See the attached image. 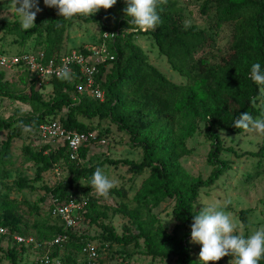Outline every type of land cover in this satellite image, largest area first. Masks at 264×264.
Masks as SVG:
<instances>
[{"label":"trees","instance_id":"1","mask_svg":"<svg viewBox=\"0 0 264 264\" xmlns=\"http://www.w3.org/2000/svg\"><path fill=\"white\" fill-rule=\"evenodd\" d=\"M126 6V0H117L105 12L99 11L90 17L74 16L71 19L59 16L56 8L48 7V12L36 17L35 25L28 30L21 28L18 22L0 21L1 30L16 31L19 34L20 44L33 36L41 38L42 48L30 51L44 52L48 59H58L66 53L61 54V48L72 22L80 20L96 23L101 30L96 44L103 42V34L113 33L114 38H108L105 43L115 56L113 62L99 66L96 79L103 91L102 100L78 95L76 86L80 79L77 73H73L70 80L51 79L49 85L52 94L45 100L42 89L36 87L34 77L26 69V95L20 94L0 71V97L33 110V115L0 120V131H7L0 145V160L4 163L11 159L12 143L21 137L24 126L38 134L40 124L48 120H59L69 130L95 132L85 126L78 116L110 122L119 132L128 136L132 148L142 150L140 162L106 158L96 165L84 167L81 160L85 159L89 147L80 150V163H77L69 160L65 146L52 148L43 144L35 151L25 146L22 148L23 156L36 166L32 182L41 181L42 175L55 167L65 166L69 176L66 181H61L51 189L43 187L51 197L62 202L69 194L77 197L75 190L79 183L83 180L90 184L97 167L122 166L133 175L146 173L132 198L128 199L120 191L112 190L120 198L117 212L130 222V227L124 228L123 236H117L112 227L97 224L96 218L92 216L96 201L87 192L84 193L86 205L83 215L90 219L91 224L98 225L101 230L100 239L105 243L131 246L143 241L145 254L152 259L164 260L172 256L176 258L177 264H193L189 249L191 235L177 237L178 228L168 233L153 211L161 204L172 201L173 219L180 225H191L193 215L196 214L194 208L199 202V191L211 187L224 172L231 169L232 162L223 159V153L232 154L235 158L263 154V147L256 153L238 154L232 147L224 146L217 132L242 133L244 129L235 128L233 123L244 112H249L254 119L264 115L257 107L264 85H257L250 78L254 63H260L264 70V0H202L199 8L201 15L213 11L216 27L232 25L230 46L217 61L211 60L215 54H211V57L207 53L196 56L201 48L212 49L215 38L211 27L197 29L191 26L185 30L186 20L178 0H167L166 4L158 6L162 23L155 30L148 31L139 29L132 18L126 16L123 11ZM139 36L153 41L169 67L185 77L184 84L170 82L150 64L145 53L135 44V38ZM107 66L110 71L105 74ZM70 94H74L75 99H71ZM63 112L64 115L56 119V115ZM200 123L204 124V137L210 145L206 164L211 167V173L205 179L201 176L192 177L180 163L182 158L190 154L185 139L196 132ZM108 131L106 129L95 133L100 139L105 138ZM256 164L257 168L260 167L258 162ZM250 178L254 176L250 175L247 179ZM30 183L20 180L18 185L35 190ZM250 212V209H245L237 213L244 228L247 227ZM19 225L20 220L13 214L4 212L0 215V226L19 235L30 236ZM60 233H63L62 227L57 231V234ZM39 236L43 237V234ZM54 236L49 239L33 237L43 241L52 240ZM69 237V242L61 246L69 245L81 250L87 243L86 236L75 237L69 233ZM2 240L11 244L5 250L0 248L6 264H22L24 255L30 249L13 244L7 237H0ZM54 248L50 250V256L57 258L53 253ZM69 261L72 264V260L66 258V264ZM35 263L40 264L38 260ZM259 264H264V258Z\"/></svg>","mask_w":264,"mask_h":264},{"label":"rangeland","instance_id":"2","mask_svg":"<svg viewBox=\"0 0 264 264\" xmlns=\"http://www.w3.org/2000/svg\"><path fill=\"white\" fill-rule=\"evenodd\" d=\"M178 3L185 20L191 21V26L197 29L211 27V32L215 38V45L212 49L201 48L196 53V56L207 53L211 57V54H215V58L211 60L217 61L218 57L223 55L230 46L233 34L232 25L222 24L216 27V18L213 11L208 12L205 16L201 15L199 8L202 0H178ZM39 7L42 11L37 14V17L48 12V7L44 5L43 0H39ZM6 10L8 11L7 18L0 19V21L18 22L22 28L20 15L12 6V0H0V12ZM100 11L105 12L104 9ZM108 22L111 25V20ZM100 36L101 30L98 24L75 20L66 32L61 54L74 48L94 45L99 41ZM19 41L20 36L16 31L10 32L0 29V55L16 54L42 48V39L36 36L26 39L22 44ZM135 44L145 53L150 64L170 82L177 85H182L186 82L185 77L180 76L169 67L165 57L158 53L157 47L151 39L139 36L135 38ZM0 71L3 72L4 79L13 83L15 89L21 92L20 94L26 95L28 93L27 86L24 84V68L15 67L11 70ZM109 71L110 67L107 66L105 74H108ZM41 91L43 98L48 100L52 94L51 86L47 84ZM69 97L75 99L74 94H70ZM257 107L264 113V90L261 92ZM32 111L26 105L14 103L0 97V120H10L13 116L17 118L21 115H33ZM64 113L57 114L56 119L62 117ZM259 118H264V115ZM78 119L96 133L103 132L106 129L109 130L105 136V144H94L89 147L85 159L81 160L82 166H93L106 158L114 160L128 159L134 162L141 161L142 150L140 148H132L128 136L119 132L113 124L105 120L100 121L97 118L91 119L85 116H78ZM217 133L224 142V146L232 147L238 154L243 152L256 153L261 147L264 148V134L252 129L244 130L239 134L230 131H218ZM6 134L7 131H0V145L5 140ZM185 144L190 154L180 160L182 167L192 177L201 176L203 179L207 178L211 173V167L206 164V156L210 150V145L204 137V124L200 123L198 125L196 132L185 139ZM25 146H30L34 151L39 150L43 146V142L39 139L37 132L27 127L24 128L21 137L13 141L11 159L4 163L0 160V215L4 212L11 213L20 220L19 227L26 235L49 239L57 234L61 226L58 221L49 215L51 195L43 187L51 189L61 181H66L69 178L68 172L65 166H60L59 176H56L53 170H50L42 175L41 181L32 182L35 177L36 166L23 156L22 148ZM221 157L232 162L231 169L224 172L211 187L203 188L199 191V202L195 206L194 211L198 212L200 208L209 205L217 206L231 215L234 223L237 224V233L247 238L260 227H264V150L262 155L256 154L235 158L232 154L223 153ZM257 162L260 166L258 168ZM102 168L105 174L115 182V187L110 190L107 198L99 197L88 181L83 180L79 183L75 193L79 198H84L85 192L92 196L96 201L92 216L96 218L97 224L112 227L114 233L120 237L125 233L124 228L130 227V222L117 212L120 198L112 190H118L121 194L126 195V198L130 199L147 174L133 175L128 171V168L122 166L115 168L105 165ZM256 172H258L257 175ZM250 175H253L254 178L247 179ZM20 180L30 181L35 190L32 191L27 187H20L18 185ZM172 206L173 202L169 201L158 206L153 212L168 233H172L175 228H178L177 237L190 234L191 225H180L173 219L171 215ZM245 209L251 210L246 228L243 227L237 214L238 211ZM97 224H91L90 219L81 213L73 231L75 237L86 236L87 243L95 247L97 253L95 261H90L80 248H72L69 245L54 248L55 257L62 264H66V258H70L72 264H177L176 258L172 256L159 260L152 259L146 255L143 241L131 246L105 243L100 239L101 230ZM39 234H43V237H40ZM10 245V242L6 240L0 241V248L3 250ZM201 247L199 244L192 243L190 239V259L193 264H203V262H199ZM2 253L0 251V264H6ZM39 256L40 252L31 250L24 255L22 264H36L35 262ZM232 259L234 257L229 255L217 262H210V264H229V261L230 264H234ZM68 264H70V261Z\"/></svg>","mask_w":264,"mask_h":264},{"label":"clouds","instance_id":"3","mask_svg":"<svg viewBox=\"0 0 264 264\" xmlns=\"http://www.w3.org/2000/svg\"><path fill=\"white\" fill-rule=\"evenodd\" d=\"M43 2L46 7L56 8L59 16L71 19L79 15L92 16L101 9L108 10L117 3V0H43ZM166 3L167 0H126L127 6L123 11L127 17L132 18V22L139 29L155 30L162 23L158 6ZM12 6L19 13L21 26L25 30L35 25L37 14L42 11L39 0H12ZM7 12V10L0 12V19L7 18ZM57 26L59 27V24ZM189 27L191 21L186 20L185 30ZM56 75L61 80H70L72 73L65 65L56 71ZM250 78L257 85H264V70L260 63L252 65ZM233 126L264 134V118L254 119L249 112L235 118ZM90 185L99 197L107 198L110 190L115 187V182L105 174L103 168L97 167ZM190 235L192 243L202 246L199 262L203 264L217 262L229 255L234 257L232 259L234 264H259L264 258V227H260L245 238L237 233V224L231 215L214 205L202 207L193 215Z\"/></svg>","mask_w":264,"mask_h":264},{"label":"built area","instance_id":"4","mask_svg":"<svg viewBox=\"0 0 264 264\" xmlns=\"http://www.w3.org/2000/svg\"><path fill=\"white\" fill-rule=\"evenodd\" d=\"M108 38H114V34H103L102 43L71 49L58 59H48L41 51L2 54L0 55V70L22 67L34 77L36 87L43 89L51 79H59L56 71L66 65L72 74H78L80 82L76 86V91L79 96L86 95L94 100H102L103 91L96 79L99 66L115 60L114 53L105 43ZM38 137L43 144L52 148L65 146L69 160L77 163H80L79 152L83 147L106 143L105 138L99 139L95 132L69 130L59 120H48L40 124ZM53 172L56 176L60 175L58 167H55ZM85 205L84 198L75 197L72 194L67 195L62 202H59L58 198L51 197L49 214L60 222L63 230V233L57 234L52 240L38 241L33 236H22L2 226H0V237H7L13 244L29 248L30 251L40 252L38 258L40 264H61L57 258L50 256V250L69 242V233L75 230L76 221L78 216L84 212ZM42 250L46 251L41 252ZM81 251L90 261L96 260L97 253L92 244L86 243Z\"/></svg>","mask_w":264,"mask_h":264}]
</instances>
